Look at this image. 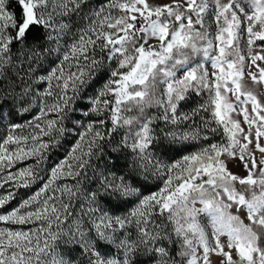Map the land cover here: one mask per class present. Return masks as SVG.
<instances>
[{
  "label": "snow or ice",
  "instance_id": "6c2138e0",
  "mask_svg": "<svg viewBox=\"0 0 264 264\" xmlns=\"http://www.w3.org/2000/svg\"><path fill=\"white\" fill-rule=\"evenodd\" d=\"M86 3L87 0H0V81L6 82L0 83V188L6 184L28 188L43 181L29 198L0 214V222L4 223L40 222L30 231L0 229V264H44L42 256L49 255L61 238L65 244L78 247L87 264H264V145L260 142L264 138V104L245 84V77L254 84H264V65L257 63L264 62V46L253 52L256 41H264V0H247L246 5L244 0H213L218 26V54L211 56L214 72L204 69L200 62H190V57L200 53L208 59L213 47L210 40L205 47H198L196 42L207 39V34L195 26H203L208 0H184L183 4L173 0L154 7L147 0H109L107 11L101 8L91 16L85 14L81 19L88 23L73 31L72 14L80 16L81 6ZM13 5L20 8L19 15ZM111 9L121 14L115 16ZM69 36L70 43L66 40ZM242 36L247 55L241 53ZM53 53L55 58L49 59ZM45 63L49 65L47 69ZM93 75L100 76L102 84L95 96L87 97L89 105L83 116L95 114L96 119L83 125L75 115L78 109L74 105L82 99L81 86L88 83L85 77L91 80ZM158 84L162 86L159 97ZM205 89L213 95L201 108H212V119L224 127L228 143L209 144L165 165L166 155L187 151L188 145L182 142L197 136L174 131L159 135L153 128L154 118L146 110L163 109L155 119L175 125L189 118L177 114L186 93L192 90L199 94ZM229 93L234 101L229 99ZM133 109L138 115L124 114ZM232 113L243 116L247 131L241 121L232 119ZM52 114L55 119L48 118ZM64 120L80 125L84 131L79 133L70 156L51 168L47 179L33 165L10 171L15 164L32 157L39 165L44 159L42 153L56 143L42 138L53 131L63 133ZM107 120L111 127L104 131ZM209 124L204 121L206 128ZM25 127L33 131L28 136L18 135L17 130ZM118 127H126L128 133L116 149L130 148L141 161H147L142 165L145 170L152 167L158 174L166 170L169 175L163 188L144 195L141 187L134 186L124 175L101 174L99 189L86 194L89 213L98 211L101 195L120 203L135 197L137 207L129 217L104 212L99 222L92 221V229H85L82 220H76L65 231L62 225L73 214L72 201L82 194L77 178L86 177L89 161L96 155L93 150L100 149L99 141ZM150 150H159V157L154 158ZM235 159L243 164L246 175L229 170L228 162ZM62 178L76 180V184L56 185ZM237 184L247 186L249 196L239 191ZM13 199L15 193L11 191L0 196V207ZM25 208L31 210L22 211ZM154 212L168 223L156 224ZM199 214L210 218V233L198 222ZM133 221L135 240L125 234ZM168 224L171 231L167 230ZM102 245L122 249L123 258L101 251ZM139 255H147L148 260L139 261ZM213 255L219 258L215 262ZM51 264L76 262L71 257H58Z\"/></svg>",
  "mask_w": 264,
  "mask_h": 264
},
{
  "label": "trees",
  "instance_id": "16d2710c",
  "mask_svg": "<svg viewBox=\"0 0 264 264\" xmlns=\"http://www.w3.org/2000/svg\"><path fill=\"white\" fill-rule=\"evenodd\" d=\"M108 4H109V0H87V3L81 6L82 10L80 12V16H77L75 13L72 14L71 19L74 22L73 31H75L78 28L84 27L88 23L87 19H81V17H83L85 14L91 16L93 12L100 11L101 8L107 11ZM13 10L17 15H19L20 13L19 7L13 5ZM111 11L112 14L115 16H119L121 14L116 9H111ZM64 19L67 20L68 18L65 17ZM66 40L67 42L70 43L72 37L69 36L66 38ZM97 54L99 55V53ZM55 55L56 54L53 53L49 57V59H54ZM110 66L111 65H109V67ZM48 67L49 65L45 63L44 68L47 69ZM72 71H75V68H73ZM7 72L9 76L12 75L11 68L7 69ZM85 80L88 81V83L84 86H81L80 97H82V99H77L74 105L78 109L75 115L76 117H79L81 119V123L83 125H86L89 122V120L96 119L95 114H90L87 117L83 116V110L87 109L89 105V101L87 97L95 96L102 84V78L97 75H93L91 80H89L88 77L86 76ZM0 83H6V82L0 81ZM200 99L201 97H197L195 93L193 94L191 93V95L188 96L180 104V108L182 110L186 108H190V110H196L197 108H199L201 110V111H197L199 115L198 116L194 115L195 118L193 120L194 122L197 121L198 123V129L200 132L199 135L206 133V131H204V128L202 127V124L205 120H207L208 113L211 114L210 116L212 119V108L209 107L208 111H204L201 108V106L207 105L208 103L205 101H200ZM48 118L55 119L56 116L55 114H52ZM212 121H213L212 126L216 128L215 134H219V136L215 138L212 137L213 139L212 138L208 139L207 141L204 142V145L212 144L214 142H217L218 144L220 139H223L225 141V133L222 127L218 126L213 119ZM4 123L7 124L8 121L5 120ZM21 123H24V121H21ZM59 126L60 125L58 124L57 127ZM181 126L182 128H186L188 126V123H185V125L181 124ZM63 127L65 128V131L63 133H58L56 131H53L50 136H44L42 138L44 141H56V143L54 144V146L50 145L49 149H47L45 152L42 153L44 159L41 161L39 165H36L37 158L32 157L24 160L22 163L15 164V166L11 168L10 171L14 169L23 168L25 166L33 165L37 167L38 174L44 177L45 179H47L48 175L50 174L51 168H53L54 166L59 164L62 160L70 156L73 147L79 140V133L84 131L83 127H81L80 125L72 124L68 120L63 121ZM110 127H111V121L107 120L106 124L103 126V130L107 131L108 128ZM206 129H208V127ZM208 130L210 131V129ZM32 131L33 129L25 127L23 129H18L17 134L22 136H28ZM125 135L126 132L124 131V129L122 127H118L116 131L111 134V136H106L105 140L99 141L101 145L100 149L93 150L96 153V155L89 161L90 167L87 168L86 170V177L77 178L78 180H80V188L82 194L79 195L78 198L72 201L73 207L71 211L73 214L68 218L65 224L62 225V228L65 231H67L70 226H73L76 220H82L83 227L85 229H89L90 227L89 221L93 220V218L98 219L104 212H107L110 216L119 215L122 217H129L130 213L137 207L138 201L135 197L128 198L126 201L120 203L115 198L101 195L98 199V211L94 213H89L88 210L86 211L85 209L86 208L88 209L90 206L86 198V194L89 190L97 191L99 189L98 181L101 177V174L107 175L108 173L114 172L117 175H124L129 180V182L134 184V186L141 187V190L144 193V195H149L163 188L164 182L167 179V176L169 175L166 170L164 171L163 174H158L152 167H148L147 170H145V167L142 165L147 164V161H141L139 156L136 153H133L130 148H122L121 150L116 149V145L124 138ZM2 136L3 133L0 132V137ZM189 141L182 142L188 145L187 151L169 153L164 157V161H163L164 164L169 165L173 162L180 161L183 155L192 152L195 148L198 147V145L195 144L196 142L193 141L189 142ZM14 147H15L14 145L9 146V148H14ZM150 151H152V155L154 158L159 157L160 155L159 150H150ZM153 163H155V159L153 160ZM42 183H43L42 180H38L36 183L32 184L28 188H19V189L13 188L11 185L6 184L2 188L3 191L4 188L9 187L10 190H16L17 192L15 195V199L11 200L10 202L4 205L5 210L12 208L19 201L29 198L30 193L37 191ZM55 184L61 186L65 184L74 186L76 184V180H73L71 178H62L57 180ZM56 194L59 195L58 192ZM118 204L119 207H117ZM36 206L37 205H35L34 207ZM159 218L160 216H158L154 212L152 219L156 221ZM39 224L40 222L37 221L32 224L23 225L21 228L24 229L25 231H28L31 228L34 229L38 227ZM132 225L133 223L128 225L126 231L132 233L133 230L129 228L130 226L132 227ZM12 226H13L12 228H14V225ZM55 230L56 229L54 226L53 231ZM63 240L64 238H61L60 240L56 241L53 244L52 249H58L59 251L64 253V255H68V256H77L80 253V249L78 247L65 244ZM107 246L111 247L110 245ZM79 264H87L86 257L80 259Z\"/></svg>",
  "mask_w": 264,
  "mask_h": 264
},
{
  "label": "rangeland",
  "instance_id": "374dc122",
  "mask_svg": "<svg viewBox=\"0 0 264 264\" xmlns=\"http://www.w3.org/2000/svg\"><path fill=\"white\" fill-rule=\"evenodd\" d=\"M147 2L149 3L150 6L154 7V6H161V5L171 4V3H173V0H147ZM198 2H199V0H198ZM221 2L222 3H226L227 0H221ZM180 3L183 4L184 0H180ZM244 3L246 5L247 4V0H244ZM208 4H209V7L206 10V12L203 14V26L197 24L195 27H196L197 31H200L201 33H206L207 34V39L206 40H197L196 41L198 47L207 46V43H208L209 40L212 42L213 47L211 49H209L210 57L208 59H205L204 56H203V53H200L199 55H196L194 57H190V62L193 65H195L197 62H200V63L203 64V68L204 69H207L210 72H214L215 69H213L211 67V56H215V55L218 54V48H217L218 41H216V39H215V34H216L217 30H218V26H217V24L214 21L215 5L213 3V0H208ZM184 7L186 8L187 5L184 4ZM95 9H96V7H95ZM188 15H192L193 20L196 19V16L194 14L188 13ZM221 23H222V21H221ZM137 26H139V24ZM150 43H154V41H150ZM261 46H264V41H256V44L253 46V52L254 53L255 52H259L260 49H261ZM240 48H241V53L244 54V55H247L246 44H245V40H244L243 36H242L241 41H240ZM257 63L261 64V65H264V62H262V61H258ZM202 70L203 69H201V71ZM253 71H255V67H253ZM159 79H160V77H158V80ZM245 84L247 86V89L252 90L257 95V97L261 101V103L264 104V84H254L250 80V78H248V77H245ZM161 87H162L161 85H159V84L157 85V88H156L157 97H159V95H160V88ZM191 93L192 94L195 93L197 97H201L200 101H205L207 103L210 102V98L213 95L207 89L202 90L199 94H197L195 91L189 90V92L186 93L185 99L188 96H190ZM228 96H229L230 100L234 101L235 98L231 95V93H229ZM241 99H243V97H241ZM181 103H182V101H180V103L178 105L177 114L179 116H181V117L187 115L189 118L188 119H181L175 125H173V124L165 125V122L163 120L155 119L156 117H158L161 114L163 109H160L158 107H152V108H148L146 110V113L151 114V116L154 118L153 128L156 130V132L159 135H163L164 132H168V131H174L177 134H182V133H185V132H187L189 134H195L197 136V138L191 139L189 141V142H191V141L196 142L195 144L198 145L197 148H195L192 152H190V153H194V152L199 151L203 147H207L209 144L204 145V142L207 141L208 139L212 138V137H214V138L218 137L219 134H215L216 131L213 132L211 130H210L211 131V133H210V131L208 130V129H216V128H214L212 126V122L213 121H212L211 116H210L211 114L208 113L207 120L210 121V124L208 125V129H206V127L204 126V122H203L202 127L204 128V131H206V133H203V134L199 135L200 132H199V129H198V123H197V121L194 122L193 120H194L195 116L199 115V113L197 111H201V110L199 108H197L196 110H190V108H186V109L182 110L180 108V104ZM247 107H248L249 111H251V104H248ZM124 114L127 115V116L138 115V113L136 112L135 109H133V111H131V112H126ZM231 115H232V119L241 121V126L245 129V131H247V125L243 124V116L242 115H237L236 113H232ZM253 115H255V114H253ZM201 121H204V120H201ZM185 123H188V126L186 128H182L181 124L185 125ZM132 127H133V129H135L137 127V125L134 124ZM221 127H222V129H223V131L225 133V141L223 139H220L218 144H227L228 143V134L225 132L224 127L223 126H221ZM122 128L124 129V131L127 134L128 133V129L126 127H122ZM205 136H207L208 139H204ZM260 142H261L262 145H264V138H261ZM214 143L217 144V142H214ZM250 147H252V146H250ZM188 154H186V155H188ZM256 155L259 156V152H256ZM221 158L225 159V157H221ZM228 168H229L230 171H232L235 174H238V175H241V176L246 175V172H245V170L243 168V164L239 161V159L230 160L228 162ZM19 169H21V168H19ZM17 170L18 169H14V170H12V172H15ZM236 187H237V189L239 191L245 192L246 197L249 196V193L246 191V187L247 186H241V185L237 184ZM10 191L14 192L15 195H16V192H17L16 190H10V188L7 187V188H4V191H3L2 188H0V196L7 195V193L10 192ZM35 192L36 191L30 193L29 197L32 194H34ZM20 202L21 201H19L16 205H14L12 208L7 209V210H5L4 206L0 207V214H6V213L10 212L13 208L17 207L20 204ZM34 206L35 205H33L32 207L35 208ZM196 207H201V205L197 204ZM29 210H31V209H27V208L22 209V211H24V212L29 211ZM85 210L87 211L88 209L86 208ZM232 211H233V214H236L235 213V209H233ZM167 215L168 214L165 213V217ZM181 215H183V213H181ZM240 215H241V219H244L245 223H248V221L246 219V216L243 213H240ZM94 219L97 222H99V218L98 219L93 218V220ZM93 220L89 221V225H90L89 229L93 228V225H92V221ZM197 220L200 223V225L205 229L206 232H209V233L211 232V223H210V218L209 217H207L205 214H199L198 217H197ZM155 222H156V224H160L161 222L168 223L162 217L157 219ZM30 224H32V223H30ZM12 225H14V228H12L13 227ZM24 225H28V224H24ZM22 226L23 225H20V224H11V223L0 222V229H10V230H14V231H25L24 229L21 228ZM129 228H131L133 230V232L130 233V232L125 230V234H130L129 238L132 239V240H135L136 236H137V229H136L135 222H133L132 227L130 226ZM32 229L33 228H31L30 230H32ZM30 230H28V231H30ZM167 230L171 231V224H168V229ZM221 239L223 240V239H226V238L222 237ZM176 247H178V246H176ZM101 251H110L113 256H115L117 258H121V259L123 258V250L122 249H115L114 246L108 247L107 245H102ZM58 257H63L64 259H68L69 257H71L72 259L74 258L73 260L76 262V264H79V260L80 259L85 258L83 255H81V252L77 256H68V255H64V253H62L58 249H52V250H50L49 255L42 256V260L44 261V264H51L52 260L54 258H58ZM76 258H78V259H76ZM211 258H212V260L214 262L219 259L215 255H213ZM136 259H138L141 262H144V261L148 260V256L147 255H139L138 257H136Z\"/></svg>",
  "mask_w": 264,
  "mask_h": 264
}]
</instances>
